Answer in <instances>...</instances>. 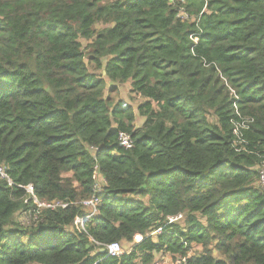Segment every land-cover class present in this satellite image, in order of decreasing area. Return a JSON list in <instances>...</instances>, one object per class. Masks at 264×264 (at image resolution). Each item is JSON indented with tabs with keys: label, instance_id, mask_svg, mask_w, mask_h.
<instances>
[{
	"label": "trees",
	"instance_id": "16d2710c",
	"mask_svg": "<svg viewBox=\"0 0 264 264\" xmlns=\"http://www.w3.org/2000/svg\"><path fill=\"white\" fill-rule=\"evenodd\" d=\"M263 160L264 0H0V264H264Z\"/></svg>",
	"mask_w": 264,
	"mask_h": 264
},
{
	"label": "built area",
	"instance_id": "2783aa9c",
	"mask_svg": "<svg viewBox=\"0 0 264 264\" xmlns=\"http://www.w3.org/2000/svg\"><path fill=\"white\" fill-rule=\"evenodd\" d=\"M182 2L185 3L186 0H182ZM179 17L182 18L183 20L189 19L188 14L183 8L179 10ZM232 92L234 91L232 90ZM235 131H236L235 133L238 134L237 130ZM118 142L121 147H124L126 149L132 148L134 144L132 135L125 131L119 133ZM240 143L244 144L245 140L240 138ZM238 151H241V149H238ZM258 174H259V186L261 191L264 192V160L259 164ZM0 178L7 180L9 184H14V182L8 176L4 166H0ZM94 178L96 179V185L94 191L95 193L90 198H87L81 202L82 205H84L86 208H89L91 211L90 213H87L83 217H78L76 220V222L80 223L82 226H84L85 222L90 221L92 216L98 213V206L101 202V199L99 198V193L102 191V184L104 183V180L97 170L95 171ZM19 186L24 187L27 193H29V197L28 199H26V202H28L29 200L33 202L37 214L40 213L42 209H46V208L56 209L57 207H66L68 205L66 203H62L58 201L54 202V201L41 200L34 194V188L32 184H29L27 186H23V185H19ZM185 219H186L185 213L171 215L167 217V224L169 225L179 224L180 226H184ZM162 231H163V227H159L153 230L152 232H150L149 234H147V237H152L153 239L156 240L157 236L160 233H162ZM142 239L143 236L140 235L135 237L136 242H140ZM105 250L111 256H120L125 252L121 242H112L110 244H107L105 246ZM128 251H130V249ZM172 256H174V264H187L188 258L191 256V252L189 253L188 257L181 255H172ZM154 264H159V263L155 262Z\"/></svg>",
	"mask_w": 264,
	"mask_h": 264
},
{
	"label": "rangeland",
	"instance_id": "374dc122",
	"mask_svg": "<svg viewBox=\"0 0 264 264\" xmlns=\"http://www.w3.org/2000/svg\"><path fill=\"white\" fill-rule=\"evenodd\" d=\"M83 44L84 46H87L88 42L83 41ZM111 84H112L111 82L107 81L108 89L105 92L106 95L111 96L114 102L118 100H123L124 102L131 104L136 110L137 106L142 102V98L139 95L132 92L131 81L116 85L115 91L110 90V87L112 86ZM210 118L212 119V116H210ZM143 122H144V119H142L139 115H137L135 125L139 127L143 124ZM87 209H88L87 212L90 213L91 210L89 208ZM19 218H20L21 223H25L26 225H30L31 223L34 222V220L30 218L29 214L19 215ZM122 245H123L124 251H128L131 248V243L127 241H123ZM201 251H202L201 245H194L191 251V255H194L195 253H199ZM165 253L166 252L156 254V259L154 263L158 262L159 264H174V256H172L169 253H168L169 255ZM215 255L217 258L221 257V255L218 252H215Z\"/></svg>",
	"mask_w": 264,
	"mask_h": 264
},
{
	"label": "crops",
	"instance_id": "0c3cea01",
	"mask_svg": "<svg viewBox=\"0 0 264 264\" xmlns=\"http://www.w3.org/2000/svg\"><path fill=\"white\" fill-rule=\"evenodd\" d=\"M143 119V118H142ZM165 254H168V253H165ZM169 255V254H168Z\"/></svg>",
	"mask_w": 264,
	"mask_h": 264
},
{
	"label": "water",
	"instance_id": "95a60500",
	"mask_svg": "<svg viewBox=\"0 0 264 264\" xmlns=\"http://www.w3.org/2000/svg\"><path fill=\"white\" fill-rule=\"evenodd\" d=\"M105 73V72H104Z\"/></svg>",
	"mask_w": 264,
	"mask_h": 264
}]
</instances>
